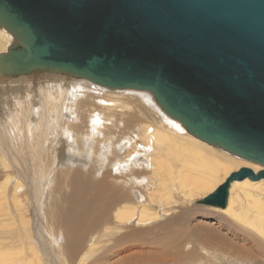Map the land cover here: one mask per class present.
<instances>
[{"label":"bare ground","instance_id":"1","mask_svg":"<svg viewBox=\"0 0 264 264\" xmlns=\"http://www.w3.org/2000/svg\"><path fill=\"white\" fill-rule=\"evenodd\" d=\"M16 43L0 24V60ZM113 89L0 73V264H198V249L206 264H264V177L230 181L224 207L202 202L264 166L193 135L149 91ZM197 204L225 218L206 226ZM112 240L137 248L110 262Z\"/></svg>","mask_w":264,"mask_h":264},{"label":"water","instance_id":"2","mask_svg":"<svg viewBox=\"0 0 264 264\" xmlns=\"http://www.w3.org/2000/svg\"><path fill=\"white\" fill-rule=\"evenodd\" d=\"M0 73L149 91L190 133L264 166V0H0ZM234 173L202 202L224 207Z\"/></svg>","mask_w":264,"mask_h":264},{"label":"rangeland","instance_id":"3","mask_svg":"<svg viewBox=\"0 0 264 264\" xmlns=\"http://www.w3.org/2000/svg\"><path fill=\"white\" fill-rule=\"evenodd\" d=\"M113 90H115V89H113ZM116 90H122V89H116ZM114 92H116V91H114ZM154 97V96H153ZM197 203H199V202H197ZM197 207L199 208V210H200V208H201V210L200 211H198L196 214H195V216H194V219H196V220H199V221H203L204 222V224L206 225V226H212V227H215V228H217L218 227V223H215V221H218V219H222V217H224L225 218V216L224 215H222V213H220V212H217L216 210H213V209H210V208H208V207H206V206H198V204H197ZM218 216V217H217ZM220 216V217H219ZM215 217H216V219H215ZM224 231V230H223ZM222 230H220L219 231V228H218V232L220 233V234H226V236H228V238H231L232 240H234L235 241V239H236V237L232 234L231 235V233L229 234V232L228 233H226V231H224L223 232ZM217 232V231H216ZM234 236V237H233ZM217 240H215V239H212L211 240V244H206V246H210V247H215V250H213V249H211V248H209V247H207V249L210 251V253L213 255V254H219L220 253V251L222 252L223 250H224V248H222L223 250H219V244H216V243H218V242H216ZM115 242V243H114ZM119 241H113L112 240V242L111 243H109L108 245L109 246H107L108 248L107 249H105V248H102L100 251H99V253L100 254H103V256H104V258L107 260V261H112V260H118L117 258H119V257H122V256H126L127 255V253H129V251H131V250H134V249H136L137 248V246L135 245L134 247H129V246H125V244L124 243H120ZM112 244V245H111ZM144 244H146V242H144V243H139L138 245H144ZM115 245V246H114ZM216 245V246H215ZM218 245V246H217ZM123 246V247H122ZM198 249V248H197ZM218 249V250H217ZM193 250V249H192ZM196 251V250H195ZM194 251V256L197 258L196 259V261L194 262V263H198V264H206V263H208L209 262V259H208V255H206V253H204L201 249H198L196 252ZM218 251H219V253H218ZM230 251H233V248L232 249H230ZM215 252V253H214ZM200 253H202V254H200ZM198 256V257H197ZM108 257V258H107ZM110 257V258H109ZM222 257H223V255H222ZM213 258H214V255H213ZM174 258L172 257V258H166V259H163V260H161L160 262H164V261H166L167 260V263L166 264H182V262L181 263H179L178 262V260H173ZM214 261H213V264H218L219 263V257L218 258H214L213 259ZM133 261H134V263L135 264H138V262H139V260H135V259H133L132 260V263H133ZM136 261V262H135ZM174 261V262H173ZM186 263L188 262V260H184ZM197 261H201L200 263L199 262H197ZM109 262V263H110ZM178 262V263H177ZM119 264H123V262H118ZM117 263V264H118Z\"/></svg>","mask_w":264,"mask_h":264}]
</instances>
